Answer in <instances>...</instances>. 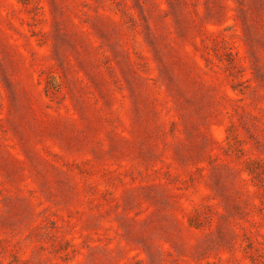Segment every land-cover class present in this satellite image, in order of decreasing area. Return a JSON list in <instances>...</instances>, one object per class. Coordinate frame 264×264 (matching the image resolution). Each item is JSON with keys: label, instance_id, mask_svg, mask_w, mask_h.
Instances as JSON below:
<instances>
[{"label": "rangeland", "instance_id": "1", "mask_svg": "<svg viewBox=\"0 0 264 264\" xmlns=\"http://www.w3.org/2000/svg\"><path fill=\"white\" fill-rule=\"evenodd\" d=\"M0 264H264V0H0Z\"/></svg>", "mask_w": 264, "mask_h": 264}]
</instances>
